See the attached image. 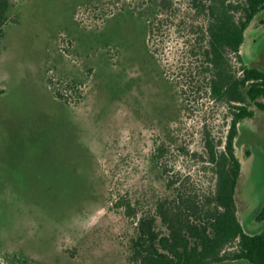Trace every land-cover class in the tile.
<instances>
[{
	"label": "rangeland",
	"instance_id": "1",
	"mask_svg": "<svg viewBox=\"0 0 264 264\" xmlns=\"http://www.w3.org/2000/svg\"><path fill=\"white\" fill-rule=\"evenodd\" d=\"M13 1L20 22L8 25L0 41V264H22L16 256L29 264H134L127 246L137 217L116 202L126 197L139 216L175 174L200 191L213 187L203 131L225 140L229 129L225 105L204 93L188 115L166 87V75H177L188 61L184 40L196 15L176 0L181 16L170 17L164 36L152 43L125 15L107 21L93 0ZM108 38L117 46L112 59ZM242 53L264 69V11L248 27ZM54 75L85 81L77 106L53 97L48 80ZM181 122L178 144L162 159L169 176L160 177L152 162L156 139L168 143ZM236 148L239 217L247 231L258 232L264 111L256 108L242 121Z\"/></svg>",
	"mask_w": 264,
	"mask_h": 264
},
{
	"label": "trees",
	"instance_id": "2",
	"mask_svg": "<svg viewBox=\"0 0 264 264\" xmlns=\"http://www.w3.org/2000/svg\"><path fill=\"white\" fill-rule=\"evenodd\" d=\"M93 2L106 20L123 15L130 18L152 43L161 40L164 25L170 17L180 15L183 7L176 0ZM182 4L196 15L184 40L188 61L173 77L163 73L166 87L177 92L188 115L206 93L209 99L227 107L231 120L225 140H215L206 127L203 131L204 161L216 179L208 190L200 191L189 184V177L169 176L170 170L162 162L169 147L178 144L182 122L168 134V143L156 139L152 162L161 172L160 177L164 173L170 177L165 182V194H154L152 208L139 216L126 197L116 202L127 215L137 217L127 246L128 258L134 264H216L236 260L264 264V226L258 232L247 231L236 200L242 171L236 148L239 125L254 117L256 108L264 111V69L249 64L242 53L246 31L264 11V0H184ZM14 5L13 0H0V41L8 25L20 22L12 12ZM109 40L112 42L108 38L104 43L112 59L117 46L114 48ZM150 52L156 60L154 64L162 70L157 51L150 48ZM234 55L239 67L233 62ZM48 82L53 97L63 105L77 106L84 98L86 83L77 75H54ZM258 220L264 221V203ZM14 261L30 263L19 256Z\"/></svg>",
	"mask_w": 264,
	"mask_h": 264
},
{
	"label": "flooded vegetation",
	"instance_id": "3",
	"mask_svg": "<svg viewBox=\"0 0 264 264\" xmlns=\"http://www.w3.org/2000/svg\"><path fill=\"white\" fill-rule=\"evenodd\" d=\"M263 203H264V201H263ZM259 212H260V211H258V214H257L256 220L258 219ZM241 222H242V221H241Z\"/></svg>",
	"mask_w": 264,
	"mask_h": 264
}]
</instances>
